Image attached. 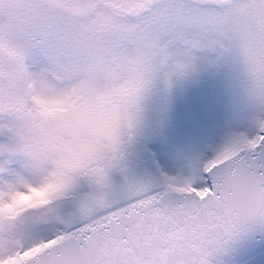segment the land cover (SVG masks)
<instances>
[{
	"label": "snow or ice",
	"instance_id": "obj_1",
	"mask_svg": "<svg viewBox=\"0 0 264 264\" xmlns=\"http://www.w3.org/2000/svg\"><path fill=\"white\" fill-rule=\"evenodd\" d=\"M0 264H264V0H0Z\"/></svg>",
	"mask_w": 264,
	"mask_h": 264
}]
</instances>
